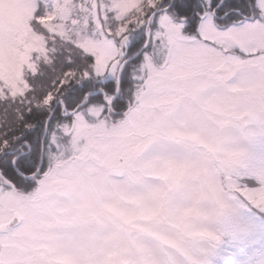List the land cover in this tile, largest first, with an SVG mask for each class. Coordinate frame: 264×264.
<instances>
[{"label": "snow or ice", "instance_id": "obj_1", "mask_svg": "<svg viewBox=\"0 0 264 264\" xmlns=\"http://www.w3.org/2000/svg\"><path fill=\"white\" fill-rule=\"evenodd\" d=\"M0 264H264V0H0Z\"/></svg>", "mask_w": 264, "mask_h": 264}]
</instances>
